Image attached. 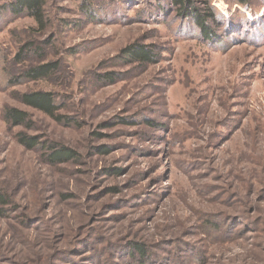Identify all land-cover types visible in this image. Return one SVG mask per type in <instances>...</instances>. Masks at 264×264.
Returning <instances> with one entry per match:
<instances>
[{
    "label": "rangeland",
    "instance_id": "1",
    "mask_svg": "<svg viewBox=\"0 0 264 264\" xmlns=\"http://www.w3.org/2000/svg\"><path fill=\"white\" fill-rule=\"evenodd\" d=\"M12 1L0 0V264H264V0H211V42L174 0H47L44 31L6 12ZM135 45L156 62H125ZM33 92L54 94L63 120L18 99ZM7 108L30 124L11 127ZM20 134L75 156L52 164Z\"/></svg>",
    "mask_w": 264,
    "mask_h": 264
},
{
    "label": "trees",
    "instance_id": "2",
    "mask_svg": "<svg viewBox=\"0 0 264 264\" xmlns=\"http://www.w3.org/2000/svg\"><path fill=\"white\" fill-rule=\"evenodd\" d=\"M238 4L245 5L246 0H237ZM211 0L207 1V7L203 10H197L193 6V1L191 0H174V5L176 6V13L180 14V17L184 20H188L194 23V25L199 30V35L202 39L207 42L215 41L217 39L216 34L212 31L211 28L220 27L222 16L217 12V10L210 4ZM46 6L47 0H13L7 5H4V10L9 12L11 15L17 18L21 17H30L34 19L41 31L46 30L49 24V20L46 16ZM87 6H83L86 8ZM90 12L89 10H85ZM90 15V14H89ZM24 45L22 49H29L34 46L31 44V47ZM31 50V49H30ZM122 59L125 62L128 61L129 64L134 65H147L154 64L157 60L156 55L153 52L147 50V48L142 46H131L122 51ZM0 53V61H1ZM24 60V59H23ZM21 53L16 55V57L10 61V65L16 66L22 63ZM59 63H47L40 65L38 67H33L26 72L25 77L26 81H37V80H47L52 78L59 69ZM15 72L11 71L10 77L13 81L10 84H15L19 82ZM114 81V79H113ZM18 99L26 106L36 109L48 117L61 122L63 117H61L60 112L63 110V106L59 104L56 100V97L52 93L47 92H33L26 93L18 97ZM4 120L11 127H26L30 124L29 115L27 112L17 109V108H7L4 113ZM18 141L21 145L29 150H34L35 148H42L43 150H51L50 156L48 157V162L55 164L56 162H64L71 160L75 155L74 153L67 148H61L58 146L52 147L51 145H42L39 144V141L28 137L24 134L18 136ZM7 198L4 194L0 192V205L7 204ZM136 253L131 249L135 258L139 256V261L142 262L141 257L146 256L144 249L135 247Z\"/></svg>",
    "mask_w": 264,
    "mask_h": 264
}]
</instances>
